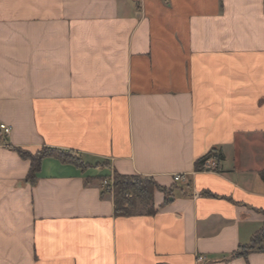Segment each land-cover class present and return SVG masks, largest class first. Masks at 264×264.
<instances>
[{
	"label": "crops",
	"instance_id": "1",
	"mask_svg": "<svg viewBox=\"0 0 264 264\" xmlns=\"http://www.w3.org/2000/svg\"><path fill=\"white\" fill-rule=\"evenodd\" d=\"M0 123V264H264L263 0H0ZM114 171L166 191L116 214Z\"/></svg>",
	"mask_w": 264,
	"mask_h": 264
},
{
	"label": "trees",
	"instance_id": "2",
	"mask_svg": "<svg viewBox=\"0 0 264 264\" xmlns=\"http://www.w3.org/2000/svg\"><path fill=\"white\" fill-rule=\"evenodd\" d=\"M12 149L19 157L29 161L30 165L25 179L30 182H33L36 179L37 173L40 170L41 161L45 157H54L61 162L70 163L80 168L90 166L89 163L84 162L82 158L70 150L44 146L34 151L23 147H12ZM209 156H215L217 159L220 158V155H217L214 151H210L194 162V170H204L202 168V164ZM260 177L264 181V170L260 172ZM96 178L101 179L103 177L97 176ZM102 187L104 188L102 192L107 190L112 193L114 212L120 215H130L136 213L138 205L146 206V212H151L153 191L155 189L166 191V188L160 187L150 177L136 174H121L117 171L113 172L111 183L103 185ZM252 250L264 251V224H262V226L252 235L247 244L240 245L239 248L232 254L233 256H245Z\"/></svg>",
	"mask_w": 264,
	"mask_h": 264
},
{
	"label": "built area",
	"instance_id": "3",
	"mask_svg": "<svg viewBox=\"0 0 264 264\" xmlns=\"http://www.w3.org/2000/svg\"><path fill=\"white\" fill-rule=\"evenodd\" d=\"M0 129L3 131L4 134H8L10 131V127L4 123H0ZM216 157L215 156H209L207 159H205L204 163L202 164V168L204 170H216ZM173 179L175 181L182 180L183 177L180 174L173 175ZM111 181H103V185L110 184ZM197 263H203L205 262V257L203 255H197L196 257Z\"/></svg>",
	"mask_w": 264,
	"mask_h": 264
},
{
	"label": "rangeland",
	"instance_id": "4",
	"mask_svg": "<svg viewBox=\"0 0 264 264\" xmlns=\"http://www.w3.org/2000/svg\"><path fill=\"white\" fill-rule=\"evenodd\" d=\"M143 208H144V210H146V206L138 205L136 210L139 211V210H142Z\"/></svg>",
	"mask_w": 264,
	"mask_h": 264
}]
</instances>
